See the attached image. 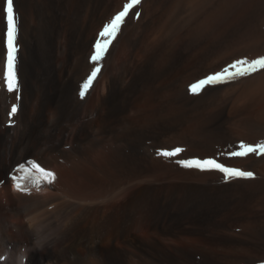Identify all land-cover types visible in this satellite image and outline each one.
<instances>
[{
	"label": "bare ground",
	"instance_id": "6f19581e",
	"mask_svg": "<svg viewBox=\"0 0 264 264\" xmlns=\"http://www.w3.org/2000/svg\"><path fill=\"white\" fill-rule=\"evenodd\" d=\"M128 2L14 0L8 91L0 0V264H264V155L224 154L264 141V70L190 91L264 56V0H141L92 61ZM33 162L55 180L21 191Z\"/></svg>",
	"mask_w": 264,
	"mask_h": 264
},
{
	"label": "snow or ice",
	"instance_id": "6c2138e0",
	"mask_svg": "<svg viewBox=\"0 0 264 264\" xmlns=\"http://www.w3.org/2000/svg\"><path fill=\"white\" fill-rule=\"evenodd\" d=\"M140 3L141 0H129L128 3L124 4L123 10L118 12L111 19L110 23L104 25L102 31L99 33V38L95 42V51L90 57L92 61L99 62L103 58L108 46L112 42V39H114L117 32L119 31L120 25L123 23L125 16L132 8H134L136 5H139ZM3 11L5 13L7 37L6 86L8 91H15L17 90L18 85L15 73V38L17 19L14 13V0H5ZM136 15L138 16L139 13L137 12ZM260 70H264V56H260L251 60H248L247 58L235 60L222 70L208 74L204 79H201L197 83L191 85L190 91L199 92L205 86L226 82L228 80L246 75H251L252 73L258 72ZM99 71L100 68L98 66L93 68L91 74L87 78V81L82 85L80 92L81 97L85 95L88 87L91 85ZM15 111L16 106L13 105L11 112L15 113ZM181 151H183L182 148L176 147L171 151H162L158 152V154L165 157H174ZM250 153L264 155V141L258 142L256 144L241 141L238 145V150L230 151L224 154L229 156L244 157ZM180 163L183 164V166L189 168L194 167L202 170H219L225 174L226 178L253 176V173L250 171H244L234 167L225 166L224 164L219 163L217 158H192L190 160L180 161ZM23 171L25 172V175L21 177L20 180H22L24 183L23 185L21 183H17L16 185L21 191H27L28 186L39 188L41 186L50 185L55 180V175L52 172L46 171L38 164H33L31 168L23 169Z\"/></svg>",
	"mask_w": 264,
	"mask_h": 264
}]
</instances>
